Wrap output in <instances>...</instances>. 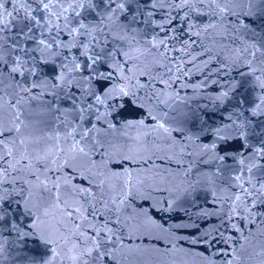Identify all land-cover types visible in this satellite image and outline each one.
Instances as JSON below:
<instances>
[{
	"label": "snow or ice",
	"instance_id": "obj_1",
	"mask_svg": "<svg viewBox=\"0 0 264 264\" xmlns=\"http://www.w3.org/2000/svg\"><path fill=\"white\" fill-rule=\"evenodd\" d=\"M0 264H264V0H0Z\"/></svg>",
	"mask_w": 264,
	"mask_h": 264
}]
</instances>
